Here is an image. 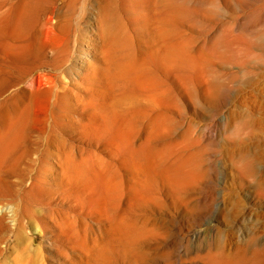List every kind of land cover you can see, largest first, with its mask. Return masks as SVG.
I'll return each instance as SVG.
<instances>
[{
	"label": "rangeland",
	"instance_id": "1",
	"mask_svg": "<svg viewBox=\"0 0 264 264\" xmlns=\"http://www.w3.org/2000/svg\"><path fill=\"white\" fill-rule=\"evenodd\" d=\"M12 1L0 0L2 24L10 16ZM188 3L192 12L179 21L178 28L181 35L188 37L191 51L196 53L214 40L221 42L217 53L203 64L179 70L182 79L176 81L168 73L160 72L162 81L169 86L171 99L161 107L165 123L153 143L194 153L196 176L177 193H171L165 182L154 175L152 188L145 191L146 198L134 199L129 204L126 194L121 196L117 211L143 221L147 227L146 234L134 245V252L126 256L117 237L105 236L115 211L105 215L84 206L81 225H88L92 231L88 235L99 242L96 264H209V255L219 257L240 246L248 251L257 239L264 241V0ZM87 8L86 0L73 5L67 35L56 31L46 34V41L63 47L62 58L54 67H28L21 83L17 84V75L10 76L0 89V100L20 86L40 91L52 87L55 94L63 91L62 86L69 89L58 98L52 92L32 109L43 122L30 130L31 147L18 170L7 175L9 183H22L14 184L13 190L0 197L5 211L3 224L8 227L0 233V264L68 262L55 251L52 234L40 237L43 227L37 221L24 225L19 242L22 245L26 238L33 237L35 245L43 243L36 255L17 258V248L11 241V213L18 208L21 197H32L27 189L35 179L46 190L45 203L36 205L35 210L42 213L46 208L68 209L55 190L56 148L45 139L52 123H56L57 132L79 145L85 154L111 164V173L118 171L125 189L128 180L136 179L120 167L118 156L104 138L81 127L87 113L83 102L97 78L90 64L98 51L96 15ZM147 129L144 122L139 125L133 138L135 144L143 139ZM258 230V238L249 242V236Z\"/></svg>",
	"mask_w": 264,
	"mask_h": 264
},
{
	"label": "bare ground",
	"instance_id": "2",
	"mask_svg": "<svg viewBox=\"0 0 264 264\" xmlns=\"http://www.w3.org/2000/svg\"><path fill=\"white\" fill-rule=\"evenodd\" d=\"M77 1L11 2L10 16L3 24L0 20V89L10 76L17 75L16 82L21 83L28 67H54L61 60L62 44L46 41L45 37L53 31L69 33V16ZM86 2L87 9L96 15L95 46L98 51L90 64L97 78L83 102L87 113L81 127L83 131L104 138L118 156L120 167L128 170L130 178L136 179L128 180L125 189L118 171L114 169L111 173V164L85 154L79 145L67 141L57 132L56 123H52L45 139L56 148L55 190L60 193V202L67 204L68 209L46 208L42 213L35 210L34 207L44 201L46 193L35 179L27 189L32 197H21L18 208L11 213L14 226L11 241L17 248V258L33 257L43 246V243L35 245L33 237L24 238V243L19 244L23 227L37 221L43 227L40 237L52 234L56 240L54 249L65 257L67 264H96L95 251L99 242L88 235L92 232L88 225L85 229L81 225L84 206L105 215L115 211L105 236L117 237L121 252L126 256L134 252V245L146 234L147 227L143 221L138 222L117 211L121 196L126 194L129 204L134 199L146 198L145 191L152 188L150 183L154 175L165 182L171 193H177L197 173L194 153L153 143L165 123L161 107L171 99L169 86L162 81L160 72L168 73L176 81L182 79L179 70L203 64L217 53L221 41L203 45L196 53L191 51L188 37L181 35L178 28L179 21L188 18L192 12L188 0ZM51 85L55 86L54 83ZM61 88L63 91L55 94L52 87L40 91L20 86L8 98L0 100V197L22 183V180L15 185L9 183L7 175L18 170L31 147L30 130L42 121L32 113L33 107L41 99L47 100L52 92L58 98L69 90L65 86ZM55 105L59 108L56 102ZM143 122L148 127L147 133L135 144L134 135ZM4 216L5 211L0 205V233L3 227L8 230L3 224ZM258 233L259 230L252 233L248 241L257 239ZM208 263L264 264V241L257 239L248 251L240 246L219 257L209 255Z\"/></svg>",
	"mask_w": 264,
	"mask_h": 264
}]
</instances>
